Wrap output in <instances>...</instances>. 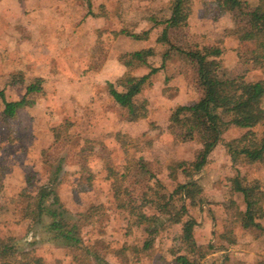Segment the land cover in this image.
I'll use <instances>...</instances> for the list:
<instances>
[{"label":"rangeland","instance_id":"1","mask_svg":"<svg viewBox=\"0 0 264 264\" xmlns=\"http://www.w3.org/2000/svg\"><path fill=\"white\" fill-rule=\"evenodd\" d=\"M175 1L160 4H155V0L111 1L110 12L121 20L119 33H136L139 40L143 39L140 52L144 64L137 59L133 61V53L127 50L130 46L127 37L114 39V33L109 38L116 45L106 56L115 63L122 56L127 64V78L140 79L158 69L134 99L133 111L118 106L104 92L100 95L102 83L96 84L93 91H78L75 97L59 94L62 87L68 94L67 76L83 70L74 67L73 58L66 57L68 71L63 66L58 71L59 63L54 64L57 67L54 72L62 83L56 82L50 73L46 76L43 89L46 104L39 107L45 103L43 96L30 100L35 116L25 113L10 128L0 122V157L5 162L12 193L7 189L0 195V247L36 250L45 264H76L82 258L81 249H73L70 247L73 241L63 240L48 229L52 222L61 220L73 222L79 227L78 238L90 239L98 246L104 243L100 239L105 235L108 239H122L120 242L125 244L115 245L118 249L131 243L124 239L142 241L145 236L134 225H130L128 232V205L140 203L142 198L166 203L177 184L191 181L179 168L180 163L191 169L208 151L207 165L194 177L202 192L187 202L188 212L198 222L194 243L184 242L181 224L174 223L182 214L178 213L182 204L175 197L169 207L171 214L161 216L167 231L155 240L153 258L141 254L138 264H178L177 257L183 255L191 264H264V232L238 215L244 208L240 189L249 188L258 178L264 185V167L247 164L241 153L248 146L243 129L231 126L219 136L202 112L190 109L205 95L198 61L192 57L204 47L222 51L207 60L208 77L230 80L236 91L264 78L262 70L247 62L254 43L239 40L258 0H240L234 10L222 9L218 0H187L181 17L173 22ZM91 3L94 4L86 0V7H91ZM112 20L110 25L115 19ZM84 36L88 46L90 37ZM105 38L98 35L94 40ZM15 42L4 45L11 49ZM70 44L78 46L74 41ZM96 55L100 56L98 52L89 58L83 56L81 65L90 64L84 73H90L98 63ZM71 80L74 86L82 79L74 76ZM45 106L47 112L40 110ZM58 116L68 118L71 125L64 132V140L51 144L52 129L65 130ZM222 116L225 121L231 119ZM37 139L42 141V148L36 146ZM31 172L36 174L33 177L36 182L38 178L49 180L57 191L61 203L50 205L53 200L46 203L50 211L57 212L56 218L48 211L41 218L38 215L22 218L28 203L23 196L26 185L22 178ZM259 222L264 227V219ZM214 231L221 235L232 231L237 242L232 248L235 259L225 261L226 251L212 249ZM222 243L224 239L214 242L220 246ZM0 264L14 263L0 260Z\"/></svg>","mask_w":264,"mask_h":264},{"label":"trees","instance_id":"2","mask_svg":"<svg viewBox=\"0 0 264 264\" xmlns=\"http://www.w3.org/2000/svg\"><path fill=\"white\" fill-rule=\"evenodd\" d=\"M219 6L222 9L234 10L240 5V0H218ZM187 4V0H176L173 7V22H177L181 17L182 9ZM240 43L253 42L254 47L249 51V59L247 62L251 63L254 68L264 72V0H258L256 8L250 15L246 29L239 36ZM222 53L221 49L216 47H204L199 52L195 53L194 57L199 64V74L201 84L204 87V97L194 103L190 109H198L202 112L211 127V129L222 135L231 126L237 129H243L244 140L248 146L241 149L247 164H261L264 167V78L248 83L240 90H234L230 80H221L219 78H210L205 73L206 62L211 57H217ZM133 61L137 59L142 64L141 52L132 54ZM137 62V61H136ZM140 65V64H139ZM157 70L152 71L140 79L124 78L118 81V88L115 85H110V95L115 102L122 108L133 111L134 99L143 91L144 86L149 82L152 74ZM36 86H31L29 92L34 91ZM0 95L3 93L0 92ZM24 101L20 102H6L3 113L4 124L8 125L10 120L16 117L17 110L23 106ZM186 108V107H185ZM184 109L183 107L180 108ZM230 116L229 121H225L222 115ZM64 125L65 130L59 132V129H52V139L54 142L64 140V132L70 128V120L65 118L60 123ZM63 128V127H62ZM123 147V144H122ZM208 151L204 152L203 157L195 163L192 168L188 169L183 163H180L179 168L184 174L188 175L190 182H183L177 184L174 191L170 194L166 203L158 201H150L146 198L140 199V203L128 205L130 225H134L141 234L145 236L144 239H124L128 242L123 245L121 249L115 248V245L121 246L125 244L120 242L122 239H108V236H102L100 241L104 242L101 246L95 245L90 239L84 240L78 238L80 236L79 227L72 225L73 222L61 220L52 222L48 229L55 231L63 238V240L73 241L70 245L73 249L79 247L82 251V258L76 264H138L140 255L145 254V257L153 258L155 248L153 246L157 237L165 233L167 225L164 224V219L161 216L171 214L170 205L175 197H179L181 207L178 213H182L179 219L174 222L176 225L181 224V238L184 242L194 243V231L198 222L188 212L187 202L193 200L198 193L202 192L194 177L203 171L207 165ZM6 165L3 160H0V195L5 191V171ZM201 174V173H200ZM35 173L31 172L26 175L23 196L27 197V205L23 209L24 217H35L38 215L41 218L43 212L48 211L54 218L58 216L56 211H50L47 207L48 202L53 200L54 205L60 204V197L57 191L52 188L49 180L33 179ZM200 176V175H199ZM262 178V177H260ZM254 181V180H253ZM47 182V183H46ZM51 182V181H50ZM34 192H30V190ZM244 197V208L240 210L238 215L241 218L250 220L254 226L264 232V227L259 222L264 219V185L259 178L252 182L249 188L240 189ZM95 210V209H93ZM152 210L155 212L152 213ZM61 214H59L60 217ZM184 218V220H183ZM213 219V218H212ZM129 227V230L131 227ZM131 232V231H130ZM212 249H222L227 251L229 247L236 246V237L229 231L226 234L213 233ZM14 239V238H10ZM224 239V243L215 245L214 242ZM8 245L0 247L1 262H13L14 264H45L43 256L38 255L36 250L17 251L15 248L9 249ZM218 246V247H217ZM150 254V255H149ZM231 259L230 255L226 253L225 261ZM178 264H191L186 255L179 256L176 259Z\"/></svg>","mask_w":264,"mask_h":264},{"label":"crops","instance_id":"3","mask_svg":"<svg viewBox=\"0 0 264 264\" xmlns=\"http://www.w3.org/2000/svg\"><path fill=\"white\" fill-rule=\"evenodd\" d=\"M91 1L94 4L91 3V7L88 8L86 7V0H0V92L3 93V95H0V102L2 103L1 125L10 128L25 113L35 116V107L30 100H37V98L40 99L43 96L42 99L45 103H41L39 107L46 104L45 99L47 97L46 94L44 96L45 92L43 91L45 80L48 78L46 76L50 73L52 77H55V81L58 80L56 82L62 83L60 76L54 72V68L63 66V69L67 70L68 64H65L67 58L71 60L73 58L76 61L74 67L83 70L80 71L81 73L70 71L72 74L67 76L70 85V88L67 89L68 94L64 93L63 87L59 88V94L74 96L79 94L78 91H93L96 84L102 83L104 88L102 91L100 90V95L104 92L109 96L110 85H115V89L118 88V81L126 75L127 64L124 63L122 56L119 59L117 57L116 63L115 61L112 62L110 56H106L107 52L112 51L111 47L116 45V42L110 40L109 35L114 33L116 35L114 39L118 40L127 37V40L130 41L127 50L130 53L140 52L143 49L144 41H142L143 39L139 40L136 33H119L121 20L110 12L112 0ZM164 1L166 2V0H155V4ZM112 19L115 20L110 25ZM84 35L90 37V43H88L90 50H87L88 46L85 44L87 37ZM98 35L106 36L105 40H94V37H98ZM157 36L156 40L158 41ZM71 41L72 43L74 41L78 46L71 47ZM11 42H15L11 49L4 45ZM81 44H84V46L80 49ZM53 50H55V54L49 56ZM96 52L100 55L94 56L95 60L98 58V63L92 67L90 73H84L85 67L90 66V64L81 65L84 60L83 56L86 54L85 58H89L88 56L92 57ZM146 67L147 65L144 68ZM60 70L62 68L58 69V71ZM156 70L158 71V69ZM74 76H78L82 80L72 86L71 78ZM31 86H36V88L34 91L29 92ZM111 98L113 99L112 96ZM24 100L25 103L17 110L16 117L10 120L8 125L4 124L2 115L5 110V101L20 102ZM113 101L115 102L114 99ZM40 110L47 112L46 106L43 109L40 108ZM63 119L65 118L61 117L59 121ZM8 132L12 133V130H8ZM50 138L51 144L56 143L52 136ZM41 143L42 141L37 139L36 146L42 148L44 145H41ZM0 160H2L1 157ZM22 179H26V174ZM7 189L9 193L6 173L5 190ZM210 218L212 217L210 216ZM235 247H229L226 251L231 259H235L233 257L235 253L232 249ZM63 250L62 255L64 254ZM220 251L225 253L223 250Z\"/></svg>","mask_w":264,"mask_h":264}]
</instances>
